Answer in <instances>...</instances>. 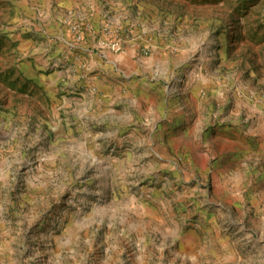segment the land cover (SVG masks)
Masks as SVG:
<instances>
[{"label":"rangeland","instance_id":"1","mask_svg":"<svg viewBox=\"0 0 264 264\" xmlns=\"http://www.w3.org/2000/svg\"><path fill=\"white\" fill-rule=\"evenodd\" d=\"M105 24L182 118L106 110ZM0 264H264V0H0Z\"/></svg>","mask_w":264,"mask_h":264},{"label":"crops","instance_id":"2","mask_svg":"<svg viewBox=\"0 0 264 264\" xmlns=\"http://www.w3.org/2000/svg\"><path fill=\"white\" fill-rule=\"evenodd\" d=\"M137 46H132L134 49L129 51L124 48L118 54L85 53L87 60L84 68L87 76L91 77L98 89L105 90L101 102L108 106L107 111H115L116 106H119L122 112L130 111V107L138 110L137 105L144 104L153 118L157 115L159 119L171 118L177 121L183 116L181 98L175 95V99H167L164 87H159L153 81L148 83L143 78L147 74L157 76L159 70L163 71L165 67L170 66L171 59L168 55H163L158 48H153L147 58H134L135 54L131 51L136 50ZM174 65L176 66V62ZM109 69L121 71L123 79L116 82L117 76L116 79L111 76L112 71L109 72Z\"/></svg>","mask_w":264,"mask_h":264},{"label":"built area","instance_id":"3","mask_svg":"<svg viewBox=\"0 0 264 264\" xmlns=\"http://www.w3.org/2000/svg\"><path fill=\"white\" fill-rule=\"evenodd\" d=\"M88 28V24H85L83 20H76L71 22L68 26V30L73 36L75 43L80 44L85 41V33ZM109 31V26L104 25L103 31L105 33L97 38H94V47L99 50L101 53L104 52H112L118 54L122 51V43L115 36H112L110 33H106Z\"/></svg>","mask_w":264,"mask_h":264}]
</instances>
